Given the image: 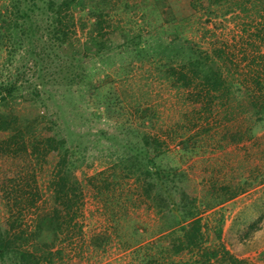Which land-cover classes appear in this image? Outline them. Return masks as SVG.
<instances>
[{"label": "rangeland", "instance_id": "rangeland-1", "mask_svg": "<svg viewBox=\"0 0 264 264\" xmlns=\"http://www.w3.org/2000/svg\"><path fill=\"white\" fill-rule=\"evenodd\" d=\"M191 1L79 0L69 48L51 45L44 69L39 66L28 70L25 65L29 58L24 60L23 51L17 54L11 69L14 74L21 70L22 82L28 80V85L39 86L42 118L33 123L34 117L21 104L20 97L5 111L17 115L23 129L31 125L30 132L36 129L35 136L26 139L28 148H32L30 141L41 137L37 128L43 118L51 116L58 137L76 151L69 158L74 168L59 167V156L47 157L39 164L32 156L26 160L21 140V154L16 159L0 156V221L14 219V232L29 236L37 234L38 223L43 220L40 238L29 242L28 249L34 247L35 241L42 252L48 248L61 251L54 258L55 264H161V258H157L163 257L161 247L165 244L161 241L185 239L189 230H181L182 226L193 222L186 212L196 204L204 237L202 246L218 253L209 264H233L222 247L239 261L237 264H264V220L258 231H244L264 216V157L258 154L253 140H223L224 129L231 126L234 130L237 122L225 123L221 117L208 127L214 130L219 126L220 134L203 132L198 138L199 150L204 154L186 160L183 152H178L185 141H193L195 132L208 124L195 113L198 104L193 94L200 86L176 84L169 69L179 71L182 62H168L158 45L161 25L168 28L170 21L165 18L174 13L180 24L188 25V37L219 66L229 84H235L230 99L260 100L257 103L263 104L264 0H207L198 11ZM4 2L0 0V7ZM32 18V38L38 48L44 37L45 16L38 12ZM184 18L190 22H183ZM95 42L105 44L100 55L95 54ZM135 43L143 48V54L135 50ZM77 53L84 59H73ZM6 58L1 54L2 61ZM71 71L81 75L79 80L69 81ZM20 85L26 87L20 95L28 96V85ZM220 103L222 100L215 105ZM219 109L222 111L223 106ZM255 121L249 114L237 126L245 129ZM259 125L263 129L256 136L264 133V119ZM142 134L165 145L166 154L155 159L157 168L178 167L189 174V181L170 184L171 195L178 187L175 206L160 205L161 198L147 199L143 195V178L138 171L145 155L139 162L135 160L142 151ZM4 135L0 133V139ZM122 159L126 166H118ZM81 161L84 162L79 166ZM127 166L138 174L120 178L123 167L130 171ZM156 167L150 169L158 170ZM62 169L63 177L69 173L67 189L74 195L73 209L65 208L69 214L63 212L61 216L67 225L63 233L54 237L48 228L55 206L53 184L55 173ZM22 176L28 180H22ZM11 186L39 189L41 198L22 215L16 208L9 211L3 196ZM187 188L192 197H197L195 204L189 195H182ZM201 261L199 255L186 251L169 257L165 263Z\"/></svg>", "mask_w": 264, "mask_h": 264}, {"label": "trees", "instance_id": "trees-1", "mask_svg": "<svg viewBox=\"0 0 264 264\" xmlns=\"http://www.w3.org/2000/svg\"><path fill=\"white\" fill-rule=\"evenodd\" d=\"M206 1L207 0H192L191 4L193 9L198 11L202 3ZM220 1L221 0H217V2ZM78 3L79 0H5V2L1 4L3 11H0V133L5 135L3 139H0V156L7 155L10 159H16L15 157L21 154V149L18 147V140H21L24 143L22 152L26 155V160L32 156L33 158L35 157L36 164H39L43 159L47 160V157L59 156V167H75V164L72 163L73 161L70 162L69 158L70 156H75L76 151L72 150L70 147L67 148V142L58 137L53 124L54 119L51 116H45L42 125H38L37 130H39V136L41 137H39V139L35 138L34 141H30L32 146L30 149L28 148L26 139L27 137L30 138L32 135L35 136L37 133L36 129L30 132V127L32 125L28 126L27 129H23V127L19 125V117L13 113H7L5 110H10L11 104L15 102L17 97H20L22 98L21 104L34 117L33 123L39 122V119L42 118L38 109L40 98V94L38 93L40 91L39 86L33 85L32 83L28 85V80L22 82L20 79L22 75L20 72L21 70H14L16 72V74H14L11 67L16 61L15 58H17V54L23 51L21 56L24 54V60H26V57L29 58L28 62L26 60L25 68L29 70L31 67L38 68L40 66L44 69L43 65L47 60L46 55H49L51 45H67L69 48L71 46L70 33L71 29L75 28V11ZM38 12L45 16L44 21L46 23L43 27L44 37L41 39L43 41H41V43L39 42L40 47L36 48L35 41H33L32 38H35V35L31 22L33 15H37ZM92 14L96 16L94 12ZM175 18L174 13L171 14L170 17L165 18L166 21H170V26L168 28L163 24L161 25V45L158 44L161 49V56L165 57L168 62L181 60L182 64L179 67V71L169 69L170 75L175 77L176 84H181L187 88H190L194 83L200 86L198 93L193 94L198 104L197 112L195 113L197 116L204 118L209 125L203 127L200 131L197 130L198 132H195L196 137L194 140L185 141L178 152H183V157L186 160L204 154L199 150L198 144L200 139L198 138L202 137L203 132L206 134L213 131L220 134L219 126L214 130L208 128L211 124L217 122L218 117H221L225 123L237 122L238 125L241 119L246 118V116L250 114L251 117H255L256 119L254 125H247L245 129L236 125L234 130L231 126L227 127V130L224 129L221 138L225 141L229 139L233 143L243 140H253L255 147L258 148V154L264 157V133L256 136L257 132L263 129L259 124L260 122L262 123L264 119V103L258 104L257 102H261L260 100L239 101L238 97L230 99L229 95L231 88H233L232 86L235 84H229V81L225 79L219 66L217 67L211 57L203 52L195 41L188 37L187 33L190 31L189 27H187L188 25L180 24ZM181 20L183 22L189 21L187 18ZM99 23L101 24L102 21H99ZM171 36L173 39H168ZM94 45H97V52L95 51V54L100 55L99 52L105 48V44H97L95 42ZM135 50L138 54H143L144 52L139 43H135ZM1 54L7 56L5 61L1 60ZM88 55L89 54L86 52L84 56L87 57ZM82 56L83 55L80 53H77V55L73 56V59H84ZM79 77H81V75L71 71L67 78L70 81L74 79L79 80ZM20 82L21 84L28 85V96L23 94L20 95L19 92L26 88L20 85ZM219 100H222V103H220L219 106L218 104L215 105ZM222 106L223 110L221 111L219 107L221 108ZM2 108L5 112L1 111ZM199 128L200 127H198V129ZM141 138L143 139L142 151L138 153L135 160L139 162L141 155H145L144 161L140 162L142 169L138 171L141 172L139 175L143 178L140 185L141 189L144 188L143 195H145L147 199L161 198L163 202L160 205L167 203V206L170 204L175 206V195L178 193V187H175V194L171 195L169 192H173V186L170 184L175 183L177 180L189 181V174L186 170L180 171L178 167L166 169V167L163 166V169L157 168L155 166V159L160 154H166L165 150H163L165 146L164 143H162V141L159 143L157 138L147 134H142ZM83 162L84 161H81L79 166L83 164ZM252 162L256 163L257 161L254 160ZM123 165L126 166L125 159H122L120 164H118V166L121 167ZM153 166L158 170L150 169V167ZM127 168L130 169V171H127V169L124 171L125 167H123L120 178H125L128 175L132 176L133 173L138 174L132 171L131 167L127 166ZM63 172L65 171L62 169L55 173V181L53 184V186L56 187V189H54L55 206L50 216L48 228L54 237L63 233L62 231L67 225L64 216H61L63 212H66L65 208L69 211L73 209V204L71 203L73 202L74 195L67 189L69 173L66 177H63ZM23 173L28 175V171H24ZM34 174L35 173H32V175ZM114 176L115 175L112 176L113 179ZM262 176L264 181V174ZM25 179L27 178L22 176V180ZM12 182L15 183V181ZM161 185H163V187H160ZM24 187L25 186H19L18 189V187L11 186L6 190L3 197L6 200V207L9 211L10 209L15 210L16 208L22 215L29 207H34L37 200L41 198L39 189L33 191L23 189ZM17 191H19L18 195H14ZM184 192L185 193H182L180 191L182 195H189L191 197L190 202L195 204L197 197H192L191 190L187 188ZM231 194L233 195L235 193ZM184 199L185 198L182 197V200ZM182 202L184 201H181V203ZM69 211L68 213L66 212V215L69 214ZM197 211L198 209L195 204L193 208L191 207V209L186 212L188 218H192L191 221L193 222L182 226L181 230H185V232L189 230L186 233L185 239L183 237L161 241L162 244H165L161 247V254H163V257L157 256V258H161V264H167L165 260L168 261L169 257L179 256L186 251L193 255H199L202 258V263L200 262V264H209L212 257L218 256L217 252H210L202 246L204 237L201 232L202 226L200 219L197 217ZM70 219L72 221L74 218L70 217ZM263 220L264 216L258 218L248 228L244 229L246 234L248 231H258ZM13 221L14 219L11 220L10 217L3 222L0 221V264H8V261L11 262L10 264H16V262H19V264H55L54 258L61 255V251H53L52 248H48L49 246H47V251L42 252L39 250L38 245L34 244L35 241L32 242L34 247L27 248L29 242L33 241V239H37V236L40 238V234L42 233L40 226H42L43 220H40L38 223L39 227L37 234L32 233L29 236L24 232L19 235L15 233V223ZM186 228H188V230ZM222 252L224 255L227 254V256H229L233 264L239 262L232 257L230 251L226 248L222 247ZM197 263L198 262H194V264ZM179 264L191 263L184 262Z\"/></svg>", "mask_w": 264, "mask_h": 264}]
</instances>
